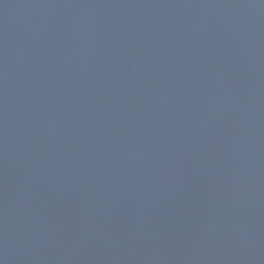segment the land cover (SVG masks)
<instances>
[{
	"label": "water",
	"instance_id": "1",
	"mask_svg": "<svg viewBox=\"0 0 264 264\" xmlns=\"http://www.w3.org/2000/svg\"><path fill=\"white\" fill-rule=\"evenodd\" d=\"M0 264H264V0H0Z\"/></svg>",
	"mask_w": 264,
	"mask_h": 264
}]
</instances>
